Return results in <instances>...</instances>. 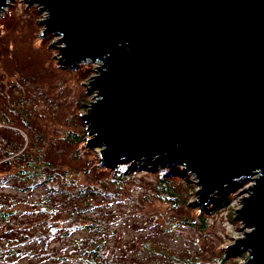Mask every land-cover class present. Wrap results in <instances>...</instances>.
Returning a JSON list of instances; mask_svg holds the SVG:
<instances>
[{
    "label": "water",
    "instance_id": "95a60500",
    "mask_svg": "<svg viewBox=\"0 0 264 264\" xmlns=\"http://www.w3.org/2000/svg\"><path fill=\"white\" fill-rule=\"evenodd\" d=\"M27 2L60 35V63H101L82 118L104 162L179 163L202 201L251 178L236 246L264 264V0Z\"/></svg>",
    "mask_w": 264,
    "mask_h": 264
},
{
    "label": "rangeland",
    "instance_id": "374dc122",
    "mask_svg": "<svg viewBox=\"0 0 264 264\" xmlns=\"http://www.w3.org/2000/svg\"><path fill=\"white\" fill-rule=\"evenodd\" d=\"M10 3L0 15V73L14 84H24V96L29 97L28 102L35 111L34 124L46 133L47 144L42 150L45 158L54 166V169H49L50 174L60 170L57 179L62 183L66 182L65 187L67 182L83 186L93 184L102 171L100 165L112 167L114 163L104 162L100 153L102 146L95 145L88 132L81 142L70 141L63 135L71 131L82 135L87 131L88 125L82 114L87 113L95 99L96 91L91 89L89 83L98 73L101 63L91 60L73 66L60 63V50L55 47L63 44L59 41L54 43L60 35L45 33L42 20L47 17V11L41 10L36 4H28L27 0H11ZM62 65L68 66V70ZM9 85L7 83L6 86ZM79 96L85 99L84 104H80ZM41 116H47L52 121L48 125L45 120L40 119ZM46 125L49 127H45ZM57 128L61 129L60 134L53 130ZM47 129L51 130L47 132ZM53 134L56 135L55 138ZM5 145L6 142L0 138V162L6 160ZM131 159L134 158L120 160L128 163ZM154 159L144 158V162H155ZM98 163L99 167L96 166ZM171 165H175L180 171L171 170L167 174L174 177L177 186L186 187V204L183 208H171L167 202L148 197L147 183L153 181L160 170L149 169L147 166L135 170L136 175L129 179L122 200L115 198L117 200L112 204L109 201L95 203L92 213L106 218L114 209L120 215L114 223L107 218L108 225L114 229V232L106 235L110 249L117 258L114 262L141 264L136 254L123 246L134 235H141L140 237L152 238L153 241L161 240L170 256L183 257L192 248L197 250L196 253L203 262L209 264L214 262L219 252L234 251L235 255L227 257L224 264L244 263L249 252L236 245L244 232L248 231V227L244 226L238 210L243 199L249 195V186L254 181L241 177L222 190L214 191L215 199L202 201L197 174L179 163L173 162ZM25 185L26 182L21 178L7 174L4 181L0 182V209L9 212L6 218L0 215V234L4 237L0 264H78L84 253L83 247L88 244L86 226L68 222L67 211L58 210L61 207L56 206L58 200L55 203L54 199L47 202L45 195L48 184L42 182L28 187ZM50 185L57 187L54 181ZM23 186L25 187L22 188ZM129 195L137 199L140 197L142 204L147 197L143 206L154 209L153 214L167 216L166 219L152 217L151 222L141 227L138 221L140 218L132 212L130 200L126 198ZM225 196L230 197L229 202L215 210L214 206L220 204V199ZM55 198L58 199L56 194ZM120 211H124V218ZM169 215L177 220L180 217L184 219L190 216L193 219L203 215L208 218V227L202 231L187 222H179L177 227L170 229L168 227L171 226L166 223ZM167 229L170 230L164 232ZM34 230L38 233L33 234ZM68 230L73 233L64 236V232ZM28 231L31 232V237L25 239L24 234ZM121 248L126 254L120 251ZM62 254L64 257L60 260Z\"/></svg>",
    "mask_w": 264,
    "mask_h": 264
},
{
    "label": "trees",
    "instance_id": "16d2710c",
    "mask_svg": "<svg viewBox=\"0 0 264 264\" xmlns=\"http://www.w3.org/2000/svg\"><path fill=\"white\" fill-rule=\"evenodd\" d=\"M0 22L2 23V20ZM62 66H64L65 69L68 67L65 65ZM7 83H10V85L6 86ZM23 85L22 83L14 84L0 73V138L2 141L4 140L6 142L4 146L6 160L0 162V174L5 175H0V180L3 182L7 174L14 178H21L26 182V187H28V185L33 186L36 183L42 184V182L48 184L46 186L47 193L45 195L46 200L48 199L47 202L54 199L55 203V200H58L56 206L61 207L58 208V210L63 211L65 209L67 211L68 222H72L75 225L82 224L86 226L88 230V235L86 236L88 244L83 247L84 253L78 264H118L119 261L114 262L117 258L110 249L111 245H109L106 235L114 232V229L110 228L108 225L107 218L114 223L120 215H118L114 209H112V214L106 218L100 214L92 213L91 211L94 210L95 203L99 201H109L112 204L113 201L117 200L115 198L122 200L121 198L126 194L129 179L136 175V169L147 166L149 169L160 170L156 174L155 179L147 183L146 193L148 197L150 196L151 200L158 198L161 201L167 202L171 208H183L186 204V199L184 197V190H186V187L182 185L181 187L177 186L174 177H170L169 174H167V172L171 170H180L176 168L175 165L171 164L156 163L153 161L145 163L143 158H134L129 160L128 163L123 160H117L113 162L114 165L112 167L104 164L100 165L102 171H100V175L95 178V183L83 186L74 182H67L65 187L66 182L62 183L57 179V176L61 173L60 170H56L55 173L51 174L49 172V169H54V166L50 160L45 158V152L42 150L47 142L45 137L46 133H44L37 124H34L33 120L36 116L35 111L31 109V105L28 102L29 97L24 96L26 90H24ZM84 101L85 99H83V96H79L80 104H84ZM37 113L39 114V112ZM60 117L61 115L58 116L56 122H58ZM40 119L45 120L48 125L49 122L52 121L47 116H41ZM48 125L45 127H49ZM50 130L51 129H47V132ZM53 130L57 131L59 134L61 132L60 128ZM85 133L87 134V131L82 135L79 132L75 133L71 131L65 133L63 137L73 142H81L86 137ZM53 135L55 138L56 135ZM92 160L95 159L93 158ZM96 166L99 167V163L96 164ZM53 181L57 186L55 188L50 185ZM55 194L58 196V199L55 198ZM126 198L130 200L132 212L135 216L140 218L138 221L141 223V227L144 226L143 224L151 222L152 217H156L157 219H166L167 217L158 216L155 213L153 214L154 209L150 207L146 209L143 205L146 204L147 197L144 198V200H146L144 204L140 201V197L137 199L129 195ZM220 200V204L214 206L215 210L226 205L230 197L225 196ZM53 210H55V208H53ZM120 212L122 218H124V211ZM0 215L6 218L9 212H4L0 209ZM191 218L192 217L187 216L184 217V219L180 217L177 220L175 217L169 215V220L166 223L171 226L168 227L170 229L172 227H177L179 222H187V224L189 223L195 227H199V230L202 231L206 230L208 227L207 217L199 215L197 218ZM195 220L198 221V223H196ZM30 233L29 231L26 232L24 238H30ZM32 233L37 234L38 232L34 230ZM72 233L73 231L68 230L64 232V236H70ZM140 236L141 235H134L133 238L126 241L123 246L132 250L136 254L138 260H141V264H208L203 262L196 253L197 250L192 249L190 246H188L191 249L187 250V255L183 257L179 255L170 256L165 251V247L162 245L161 240L157 239L153 241L152 238H142ZM3 242L4 237L1 233L0 250L3 249ZM153 242H155V245H153ZM120 245L121 242L118 243L119 248ZM120 251L126 254V252H123L122 248ZM233 252L234 251L219 252L214 262L209 264H224L227 257L235 255ZM63 257L62 254L60 260L63 259ZM126 264L132 263L128 262Z\"/></svg>",
    "mask_w": 264,
    "mask_h": 264
},
{
    "label": "bare ground",
    "instance_id": "6f19581e",
    "mask_svg": "<svg viewBox=\"0 0 264 264\" xmlns=\"http://www.w3.org/2000/svg\"><path fill=\"white\" fill-rule=\"evenodd\" d=\"M164 164H170V163H164ZM225 187H226V186H225ZM225 187H224V188H225Z\"/></svg>",
    "mask_w": 264,
    "mask_h": 264
},
{
    "label": "flooded vegetation",
    "instance_id": "af4514ba",
    "mask_svg": "<svg viewBox=\"0 0 264 264\" xmlns=\"http://www.w3.org/2000/svg\"><path fill=\"white\" fill-rule=\"evenodd\" d=\"M9 216V215H8ZM10 252H13L12 249H10Z\"/></svg>",
    "mask_w": 264,
    "mask_h": 264
}]
</instances>
